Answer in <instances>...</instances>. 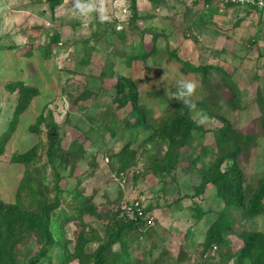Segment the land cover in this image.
I'll return each mask as SVG.
<instances>
[{
    "label": "rangeland",
    "instance_id": "1",
    "mask_svg": "<svg viewBox=\"0 0 264 264\" xmlns=\"http://www.w3.org/2000/svg\"><path fill=\"white\" fill-rule=\"evenodd\" d=\"M213 1L224 6V13L208 18L204 5H193V0H137L135 17L130 0H79L91 6L85 13L75 7L77 0L54 6L47 0H0V140L5 139L0 202L20 203L36 212L53 201L58 179L61 190L51 212V230L59 232L70 250L93 228L99 237L85 243V251L110 257L122 251L119 241L107 244L110 219L139 216L138 229L122 232L123 258L129 264L252 262L254 255L241 260L239 252L245 232L264 230V195L259 200L257 189L264 177V13L245 15L243 7ZM199 15L207 21L193 22ZM237 17L243 19L234 25ZM157 30L161 33L155 39L156 51L128 63L126 53L136 43L150 49ZM169 49L192 63H218L233 71L238 102L219 73L191 71L169 55ZM112 61L114 74H102ZM120 75L136 84L149 115L146 128L127 126L122 118L131 105L117 107L112 101ZM181 78L196 85L189 98L191 116L202 111L207 118L187 143L180 144L177 160L167 166V143L157 127L184 104L173 97ZM24 85L35 92L16 114ZM224 121L241 138L232 154L215 138V129ZM136 132L125 158L121 154L124 160H119L116 152ZM33 146L35 155L29 162L14 159ZM220 154V170L233 165L241 172L239 204L226 202L214 183H202V170ZM25 179L40 186L36 195L23 187ZM253 198L262 209L247 214ZM79 207L81 217L54 219L55 213L71 214ZM224 211L223 239H211V224ZM20 234L14 259L27 264L41 238L23 228ZM58 247L49 251L54 263ZM68 264L81 263L72 257Z\"/></svg>",
    "mask_w": 264,
    "mask_h": 264
},
{
    "label": "trees",
    "instance_id": "2",
    "mask_svg": "<svg viewBox=\"0 0 264 264\" xmlns=\"http://www.w3.org/2000/svg\"><path fill=\"white\" fill-rule=\"evenodd\" d=\"M50 5L54 6L60 3L61 0H47ZM154 4H159L161 0H150ZM195 1V0H194ZM197 1V0H196ZM202 4L208 5L204 6L207 17H212L216 9L213 7V0H201ZM130 4L133 10L132 16H139V12L137 9L136 0H130ZM226 5H230V3H225ZM236 7V6H232ZM237 7H243L245 9V15L247 13H251L252 11L258 12L259 15L264 13V10L257 6L256 4H248ZM243 17H237L233 23L234 25H238L240 20ZM211 19H209L210 21ZM207 18H198L195 23H203L206 22ZM161 33L160 31H154L152 34V47L150 49H145L141 44H134V50L132 49L129 53H126V61L130 63L133 59H144L148 55L152 54L156 51L157 46L155 44V39L157 35ZM115 53V52H114ZM125 53V52H124ZM169 55L179 60L186 68L191 71L197 72L199 74L205 75L208 71H214L221 75L222 79L226 83L227 87L231 90V92L235 93L236 101L238 102V93L239 87L237 81L234 79L233 71H227L222 65L218 63H192L188 60L181 58L176 52L175 49L168 50ZM116 54V53H115ZM114 54V55H115ZM114 65V61L110 62L108 66L110 70L104 69L101 73L107 76H112L114 74L112 66ZM114 86V96L112 101L116 103L117 107H124L127 104L131 105L130 110L126 113L124 118V122L127 126H131V128L137 127H147V121L149 119V115L146 109L143 108V105L140 103L139 96L137 93L136 84L132 79L120 75ZM23 94L20 96V102L16 107V114L22 110V108L26 105L31 95L35 92L29 86H22ZM198 103V102H197ZM190 104H182L178 110L168 116L166 120H164L161 124H159L158 134L165 143H167V149L165 151V160L167 162V166H172L174 162L177 160L176 156L179 153V148L183 143H187L193 136L195 131H199L202 128L201 124H198L195 120L192 119ZM132 117L133 121L130 122L129 117ZM124 123V124H125ZM146 126V127H145ZM111 129V133H115L112 131V127L108 126ZM136 130V129H135ZM131 135L128 141L123 145L119 152H116L119 160H124V154L126 150L129 149L131 141L135 140L138 135ZM9 134V133H8ZM131 132H129V135ZM238 131L236 128H233L231 124L224 121L218 128L215 129V138L217 144L223 148V146L228 145V151L232 154L238 150L241 142V138H238ZM5 139L0 140V153L3 149ZM181 144V145H180ZM36 146L22 152L15 154L14 159L20 162H29L30 159L35 155ZM49 153V149L47 150ZM123 155V157L121 156ZM125 158V157H124ZM51 159V158H50ZM224 160L223 155H218L212 162L209 167L202 170V183L212 182L217 186V189L221 196L225 198L226 202H233L235 204H239L242 200V175L239 170H237L233 165L231 167H227L225 170H220L219 167ZM235 172L236 174L233 176L230 173ZM58 177V174H56ZM23 187L28 189L33 195L37 194V191H40V186L36 184V182L29 181L25 179L23 182ZM56 193L54 199L51 203H45L43 206H39V210L35 212V210L27 209L20 203L13 204H5L0 202V264H18L16 262L15 255L13 254V248L15 243H17V239H22L21 228L26 229L28 231L39 233L40 235V246L37 249L36 253L32 255L27 264H44L45 259L47 260V264H53L54 262L51 260V256L49 251H51L55 246H59V254L56 256L57 262L54 264H68L69 260L72 257H78L81 264H129L127 260L123 257L125 255V246L126 241L122 238V232L124 230H132L138 229L141 224V219L139 216H136L133 219H122L115 218L114 216L110 219L108 225L105 228V234L108 236L107 244H113L116 241L120 242V246H122V251H113L110 254H101L100 252H94L93 255L89 252L85 251V243L89 240L94 239L95 237H99L98 233L93 230V228L89 229L90 236H81L77 239L76 244L74 245L73 250H70L65 241L62 240L59 232L53 233L51 224L53 222V218L51 216V212L55 205L59 204V192L61 188L58 184V179L55 181ZM258 199L264 195V177H261L258 181ZM252 205L248 206L245 210L247 214L257 213L262 209V204L257 202L254 198L252 199ZM83 208L79 207L78 211H74L71 214H66L64 211L55 213L54 219L56 221L59 219V216L63 215V221H68L71 217H81ZM90 211H95L92 207H90ZM226 211L222 212V216H219L216 222L211 224L209 234L210 238L214 240H222L223 233L222 227L226 222ZM57 227V226H56ZM58 228V227H57ZM94 231V233H93ZM54 234H58V237H55ZM244 243L240 248L239 256L241 260L245 258H250L252 255L254 257L251 258L252 262L249 264H264V230L257 231H247L244 234ZM92 255V256H91ZM120 261V262H118Z\"/></svg>",
    "mask_w": 264,
    "mask_h": 264
},
{
    "label": "clouds",
    "instance_id": "3",
    "mask_svg": "<svg viewBox=\"0 0 264 264\" xmlns=\"http://www.w3.org/2000/svg\"><path fill=\"white\" fill-rule=\"evenodd\" d=\"M75 7L81 13H85L91 10V6L79 3V0H77ZM195 87L196 85L192 81L185 80L183 78L178 79L175 84L176 90L173 93V97L177 100L182 101V103H191L189 98L193 95ZM206 118V115L202 111H194L192 113V119L197 123H203Z\"/></svg>",
    "mask_w": 264,
    "mask_h": 264
},
{
    "label": "built area",
    "instance_id": "4",
    "mask_svg": "<svg viewBox=\"0 0 264 264\" xmlns=\"http://www.w3.org/2000/svg\"><path fill=\"white\" fill-rule=\"evenodd\" d=\"M219 2H221V4H225V3H230L231 6H244V5H248V4H256L257 6H259L260 8H262L264 10V0H217ZM205 5L207 6L208 4L205 3ZM128 208L130 210H132L131 206H128Z\"/></svg>",
    "mask_w": 264,
    "mask_h": 264
},
{
    "label": "crops",
    "instance_id": "5",
    "mask_svg": "<svg viewBox=\"0 0 264 264\" xmlns=\"http://www.w3.org/2000/svg\"><path fill=\"white\" fill-rule=\"evenodd\" d=\"M162 1H164V0H161L160 2H162ZM160 2H159V3H160ZM212 2H213V7L216 9L215 12H220V11L223 12V10H224V6L219 5V4H218L217 2H215V1H212ZM136 3H137V0H136ZM193 3H194L193 5H197V3H198L199 6H201V5L203 6L201 0H197V1H196V0L194 1V0H193ZM200 3H201V4H200ZM204 6H205V5H204ZM202 8H203V7H202ZM137 9H138V7H137ZM203 9H204V8H203ZM204 11H205V10H204ZM138 12H139V10H138ZM223 13H224V12H223ZM187 15H188V14H187ZM223 15H224V14H223ZM199 17H201V15H199L198 18H199ZM198 18H197V19H198ZM192 21L195 22L196 20H192ZM157 31H159V30H157Z\"/></svg>",
    "mask_w": 264,
    "mask_h": 264
}]
</instances>
